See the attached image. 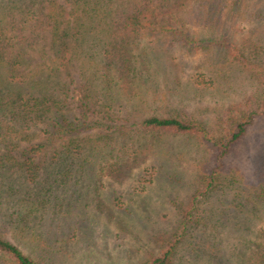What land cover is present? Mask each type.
I'll return each mask as SVG.
<instances>
[{
    "label": "rangeland",
    "instance_id": "374dc122",
    "mask_svg": "<svg viewBox=\"0 0 264 264\" xmlns=\"http://www.w3.org/2000/svg\"><path fill=\"white\" fill-rule=\"evenodd\" d=\"M58 1L74 9L72 0ZM95 1L91 23L103 26L121 20L126 7L161 11L177 0ZM181 9L175 17L198 46L157 30L141 33L122 44L128 76L111 75L121 63L115 60L99 77L102 29L83 44L86 59H72L49 80L65 98L62 111L85 121L75 136L87 143L75 160L44 147L34 156L37 181L11 188L0 213V233L42 264H144L175 236L169 264L246 263L264 225V0H186ZM44 34L26 48L37 61L51 50ZM250 110L247 134L216 160L214 142ZM152 114L196 119L209 140L137 129ZM136 146L146 148L143 160L116 164L112 154L139 153ZM20 213L28 220L23 237L14 223Z\"/></svg>",
    "mask_w": 264,
    "mask_h": 264
},
{
    "label": "trees",
    "instance_id": "16d2710c",
    "mask_svg": "<svg viewBox=\"0 0 264 264\" xmlns=\"http://www.w3.org/2000/svg\"><path fill=\"white\" fill-rule=\"evenodd\" d=\"M185 2L186 0H177L173 9L166 8L161 11L140 9L139 5L126 7L121 11L124 14L121 20L114 22L110 19L104 25L100 24L103 26L96 24V27L91 23V19L96 18L91 17V12L96 10V6L100 7L95 0H72L74 9L67 8L58 0H0L1 216L5 215V204L9 199L7 197L6 200L5 195L11 194L15 188L25 189L30 182L37 181L41 163L36 161L34 156L44 147L54 146L55 152L61 155L64 153L67 158L75 160L81 158L79 154L87 143L85 139L75 136L82 130L85 121L76 117L72 119L69 114L62 111L63 108H67L65 98L62 99V95H58V90H55L60 88L58 83L55 86L54 83H49V80L60 74L61 67H65L72 59L81 61L86 59L88 51L83 48V44L86 42L89 46L92 42L90 37L102 29H105L106 39L100 56L104 61L103 69L101 68L103 72L99 77L108 76L107 72L111 73L107 66L110 69V61L115 60L121 63L117 64L119 67H115L116 70L111 75L119 79L128 76L126 67L130 59L121 49L122 44L136 41L134 39L141 33H155L157 30L168 35L185 37L190 43V48L198 46L195 42L200 44L201 40L190 38L187 35V26L180 18L175 17ZM46 30L50 33L51 50H44L40 54L41 61L34 60L26 48L42 39ZM123 70L125 74L122 73ZM260 96L261 107L264 108V93ZM107 109L108 107L105 111ZM254 114L255 111L250 110L240 120L232 122L226 133L214 142L216 160L223 159L232 147L244 138L254 121ZM94 125L97 126L98 122ZM94 125L89 124L87 128ZM137 129L143 132L195 133L209 140L208 132L201 122L172 115H146L139 120ZM39 134V140L33 141L34 136ZM136 147L138 150L142 149ZM139 151V153L134 151L132 155L124 154L123 151L114 156L111 154L117 161L116 164L126 166L143 160L146 148ZM108 166V164L101 166V170L107 169ZM117 171L118 169L115 170ZM257 184L256 180L251 189L257 191L256 187L260 186ZM11 188L14 190L11 191ZM262 190L259 188L257 195L261 196ZM23 205L24 203H21L19 206ZM17 217L20 219L14 218V223L18 225L16 235L23 237L26 235L28 220L24 213L18 214ZM178 242L179 237L175 236L144 264H169ZM211 255L213 258L219 257L218 252H212ZM0 264L42 263L0 233ZM216 264H219L217 259ZM245 264H264V225L257 231V238L252 244Z\"/></svg>",
    "mask_w": 264,
    "mask_h": 264
}]
</instances>
